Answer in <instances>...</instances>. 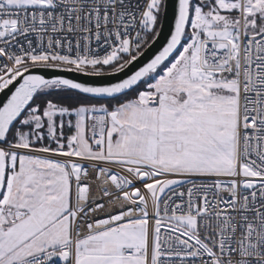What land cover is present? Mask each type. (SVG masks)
I'll return each mask as SVG.
<instances>
[{"label":"snow or ice","instance_id":"snow-or-ice-1","mask_svg":"<svg viewBox=\"0 0 264 264\" xmlns=\"http://www.w3.org/2000/svg\"><path fill=\"white\" fill-rule=\"evenodd\" d=\"M0 94V264H264V0H0Z\"/></svg>","mask_w":264,"mask_h":264},{"label":"water","instance_id":"water-1","mask_svg":"<svg viewBox=\"0 0 264 264\" xmlns=\"http://www.w3.org/2000/svg\"><path fill=\"white\" fill-rule=\"evenodd\" d=\"M167 36V29H165V33L164 35L161 36L160 41L154 46V48L147 54L148 56H150L156 49H158L162 43L164 42L165 38ZM5 96L4 94H0V101L4 100Z\"/></svg>","mask_w":264,"mask_h":264}]
</instances>
